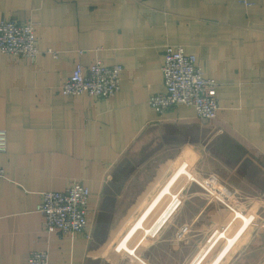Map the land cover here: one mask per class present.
I'll list each match as a JSON object with an SVG mask.
<instances>
[{"label":"crops","instance_id":"0c3cea01","mask_svg":"<svg viewBox=\"0 0 264 264\" xmlns=\"http://www.w3.org/2000/svg\"><path fill=\"white\" fill-rule=\"evenodd\" d=\"M248 2L0 0V20L33 23L40 51L34 60L0 53V264H27L36 251L48 264H215L210 245L227 234L228 214L197 189H180L175 209L156 212L165 197L144 209L168 181L164 173L183 164L236 191L239 203L264 205V0ZM166 45L195 55L218 83L214 118L183 104L163 113L149 106L164 91ZM95 61L123 67L116 95H63L76 63ZM157 156L162 177L138 179ZM73 181L90 192L85 232L46 231L41 194ZM254 207L244 235L251 242L239 238L236 254L217 264H247L250 252L264 264V214Z\"/></svg>","mask_w":264,"mask_h":264},{"label":"built area","instance_id":"2783aa9c","mask_svg":"<svg viewBox=\"0 0 264 264\" xmlns=\"http://www.w3.org/2000/svg\"><path fill=\"white\" fill-rule=\"evenodd\" d=\"M246 6L248 0H241ZM0 53L34 60L40 53L31 22H21L13 17L0 20ZM53 57H56L52 52ZM123 67L120 64L104 65L95 61L85 67L76 63L71 75L61 86L67 96L89 95L110 99L120 89ZM164 91L148 98L149 106L158 113L183 104L193 108L201 119L214 118L219 110L218 83L206 78L196 63V56L185 53L181 46L166 45L161 67ZM7 134L0 129V153L6 152ZM4 170L0 168V178ZM212 186V184H210ZM224 188V186H223ZM89 189L79 181H73L62 191H45L41 194L37 211L44 218V229L58 230L64 234L84 233L87 226ZM45 252L30 253L27 264H48Z\"/></svg>","mask_w":264,"mask_h":264},{"label":"rangeland","instance_id":"374dc122","mask_svg":"<svg viewBox=\"0 0 264 264\" xmlns=\"http://www.w3.org/2000/svg\"><path fill=\"white\" fill-rule=\"evenodd\" d=\"M163 160H164L163 156L154 157L151 160V162L148 163L146 166H144L142 171L138 173L137 178L142 179L143 181L160 179L162 175H160L161 173H157L156 170L158 168V165L162 163ZM167 175L170 177L168 181L164 183L165 185L163 186V188L162 189L159 188L160 191L154 196L156 198L155 202H149V204L146 205L144 211L148 210L150 213L153 212L157 207L159 201L163 197L165 198L161 202L160 206L157 207L158 209L156 208L157 209L156 212L159 213L160 211L164 210L165 209L164 207H167L168 206L167 204L170 203L171 206L169 210L175 209V206L177 207V204H173V202L178 201L177 197L179 196L178 191H180V189H181L180 191L181 196L188 195L190 193L189 192L190 189L191 190L197 189V191L200 194H202L204 197L208 198L212 202L213 210L218 212L220 211L224 214H228L227 216L228 218L224 222L225 226H228L227 228L228 230L227 229L223 230V232L227 234H225L222 240H220L219 238L222 237V234L220 233V236L212 243V245H210V247L214 245L212 260L216 261L215 264H217L220 260H222L223 257L225 259L226 254L230 256H234L237 252L238 249L237 246L239 244L240 239L241 240L244 239V243L246 245L249 244V242H251V240L247 242V239L249 237L248 235L244 236L245 233L247 232L245 230L249 227V225L255 223L256 220L254 218L255 214L250 209L253 208V206H255L254 207L255 209L258 208L261 211L258 213V215L262 216L264 214V205L254 204L251 207V204L239 203L240 197L238 198L236 191L232 189H228L226 187L223 188V185L220 184V182L217 179L207 174H201L200 176H197L192 168L190 169L189 166L185 168L184 164L180 166L175 172L168 173V171H166V173H164L165 178L167 177ZM179 177L180 179L173 185L172 183L176 180V178ZM210 184H212V186ZM170 185H173L172 188L170 187ZM186 185H188V187H186ZM190 185H193V187H189ZM166 191L168 192L166 193ZM247 210H249L248 213L246 212ZM258 215L257 217L259 218ZM164 221L166 220H160L159 223L157 224L158 225H160L161 223L163 224ZM212 230L215 231V229ZM152 238L153 236L150 239ZM167 243L168 242L160 246V248L165 249L166 252H167L166 250ZM198 243L202 244L203 241L202 240L198 241ZM220 244H222V247L223 245H226V247L223 249V251L220 250L219 252ZM227 248L229 250H226ZM165 258L161 257L160 255L154 252L153 260L159 261L161 263L163 262L166 263L167 261H165ZM254 261H255L254 253L252 252L246 253L245 262L247 264L248 263L253 264Z\"/></svg>","mask_w":264,"mask_h":264}]
</instances>
